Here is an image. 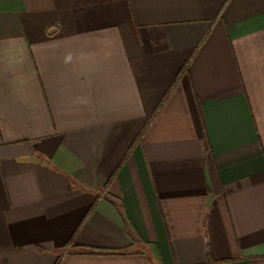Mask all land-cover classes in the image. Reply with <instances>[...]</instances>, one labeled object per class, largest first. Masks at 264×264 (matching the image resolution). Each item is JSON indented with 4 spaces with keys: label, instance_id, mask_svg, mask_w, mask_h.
Here are the masks:
<instances>
[{
    "label": "crops",
    "instance_id": "crops-1",
    "mask_svg": "<svg viewBox=\"0 0 264 264\" xmlns=\"http://www.w3.org/2000/svg\"><path fill=\"white\" fill-rule=\"evenodd\" d=\"M0 264H264V0H0Z\"/></svg>",
    "mask_w": 264,
    "mask_h": 264
}]
</instances>
